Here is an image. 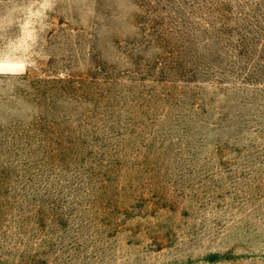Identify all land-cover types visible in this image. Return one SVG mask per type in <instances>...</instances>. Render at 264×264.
Wrapping results in <instances>:
<instances>
[{"label":"rangeland","instance_id":"374dc122","mask_svg":"<svg viewBox=\"0 0 264 264\" xmlns=\"http://www.w3.org/2000/svg\"><path fill=\"white\" fill-rule=\"evenodd\" d=\"M49 3L0 23V264H264V0Z\"/></svg>","mask_w":264,"mask_h":264},{"label":"clouds","instance_id":"9594fccd","mask_svg":"<svg viewBox=\"0 0 264 264\" xmlns=\"http://www.w3.org/2000/svg\"><path fill=\"white\" fill-rule=\"evenodd\" d=\"M6 0H0L4 5ZM7 7L3 14H0V23L14 26L19 29L20 35L16 40L10 41L8 47L13 52L20 51L27 47V42L34 39V24L40 17L44 16L45 10H50L52 5L49 0H26L25 3H17L16 0H7ZM38 5V6H37ZM35 9V10H33ZM26 65L22 62H13L7 58L0 61V74H23Z\"/></svg>","mask_w":264,"mask_h":264}]
</instances>
